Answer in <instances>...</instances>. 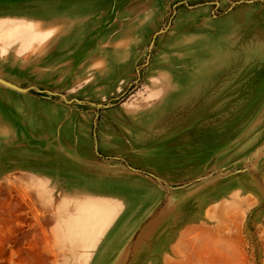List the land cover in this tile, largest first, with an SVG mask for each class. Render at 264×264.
<instances>
[{
	"label": "rangeland",
	"instance_id": "obj_1",
	"mask_svg": "<svg viewBox=\"0 0 264 264\" xmlns=\"http://www.w3.org/2000/svg\"><path fill=\"white\" fill-rule=\"evenodd\" d=\"M0 81V264L114 263L62 259L43 206L93 163L145 182L139 264H264V0H0Z\"/></svg>",
	"mask_w": 264,
	"mask_h": 264
},
{
	"label": "crops",
	"instance_id": "obj_2",
	"mask_svg": "<svg viewBox=\"0 0 264 264\" xmlns=\"http://www.w3.org/2000/svg\"><path fill=\"white\" fill-rule=\"evenodd\" d=\"M219 91L217 82L198 77V81L181 87L178 93L186 92L189 97L179 102V107L203 114L205 109L218 107L216 99L206 95ZM68 170L57 179L56 187L45 188L47 196L43 199L53 221L52 235L60 257L87 260L93 256L113 264L131 260L139 264L148 259L157 249L154 227L158 217L153 213L154 205L145 201V182L120 163H93ZM84 190L96 193L99 203L95 207L78 202L77 193Z\"/></svg>",
	"mask_w": 264,
	"mask_h": 264
},
{
	"label": "water",
	"instance_id": "obj_3",
	"mask_svg": "<svg viewBox=\"0 0 264 264\" xmlns=\"http://www.w3.org/2000/svg\"><path fill=\"white\" fill-rule=\"evenodd\" d=\"M0 83H1L2 85H4V86H7V84H5V83H3V82H1V81H0Z\"/></svg>",
	"mask_w": 264,
	"mask_h": 264
}]
</instances>
